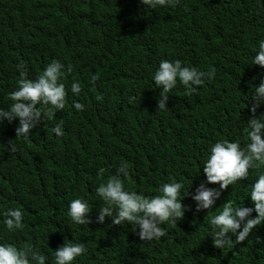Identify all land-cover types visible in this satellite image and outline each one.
Wrapping results in <instances>:
<instances>
[{"label":"trees","instance_id":"obj_1","mask_svg":"<svg viewBox=\"0 0 264 264\" xmlns=\"http://www.w3.org/2000/svg\"><path fill=\"white\" fill-rule=\"evenodd\" d=\"M262 38L264 0H179L154 10L140 0H0V107L11 103L8 93L20 71L35 79L52 59L73 68L64 77L65 107L55 118L45 116L20 138L18 119L0 122V144L17 145L16 152L0 145V211H23L21 229L9 232L0 223V242L31 244L47 256L46 264H54L52 252L65 237L88 249L73 264H264V222L232 249L215 247L208 223L227 199L252 206L246 195L256 169L221 190L211 209L197 211L192 200L205 180L210 145L221 138L247 142L249 94L264 74L250 63ZM164 59L204 70L213 65L216 75L195 93L178 83L168 109L160 110L152 75ZM73 80L81 84L78 96ZM74 99L84 104L82 111L74 109ZM261 112L264 104L256 109ZM56 123L61 137L51 132ZM121 162L129 170L127 189L151 197L173 177L183 182L182 193L187 190L183 217L165 221L159 240H141L138 227L127 222L96 220L103 201L95 188ZM76 197L92 206L87 225H74L67 214Z\"/></svg>","mask_w":264,"mask_h":264},{"label":"clouds","instance_id":"obj_2","mask_svg":"<svg viewBox=\"0 0 264 264\" xmlns=\"http://www.w3.org/2000/svg\"><path fill=\"white\" fill-rule=\"evenodd\" d=\"M259 2L261 3V0ZM140 3L147 9L154 10L175 6L179 0H140ZM257 44L258 50L252 56L250 65H258L264 70V38ZM72 71L71 64L66 66L58 59H52L35 79L27 78V73L20 71L17 86L8 93L11 103L7 107H0V122L5 119L9 122L18 119L15 137H29L30 130L36 127L41 119L44 120L47 116L51 120L55 118L54 113L57 110L64 109L67 95L64 77ZM215 75L216 68L213 65L204 70L182 63L180 59L161 60L152 75L155 86L160 89L157 108L168 109L166 102L169 93L178 83L183 85L187 92L195 93L198 91L197 86L211 80ZM98 79L99 73L93 74L90 82L94 85ZM253 86L249 94L252 98V115L244 129L247 142L242 146L239 139L221 138L210 145L202 165L205 180L197 186L192 195L197 211L211 209L221 196V190L249 178L250 168L257 170L256 178L251 182L246 195L252 206H237L232 199H227L222 209L211 215L208 220L213 244L220 249H232L234 244L248 237L254 226L264 222V112L256 114V109L264 104V74L260 75L259 83ZM70 87L74 95L80 94L81 84L78 80H73ZM72 105L77 111L84 109V104L78 100L74 99ZM51 132L57 137L63 136L62 124H54ZM3 147L5 148L4 145ZM5 149L16 152L17 145L9 140ZM104 172L105 169L101 167L98 176H102ZM128 177V166L121 162L113 174L96 186L95 192L103 201L96 220L103 223L105 217H110L114 225L127 222L134 230L138 227L137 235L141 240H159L165 235L166 229L162 227L165 221L175 223L183 217L181 198L187 194V190L182 193L183 182L170 177L167 182L159 185L158 194L149 197L142 192L125 188L124 180ZM209 184H218V187H210ZM91 207L87 199L76 197L69 201L67 214L74 225H87L90 222L87 214ZM0 217H3L0 223L9 232L23 227L21 208H5L0 211ZM229 234L234 235L235 239ZM87 251L85 242L65 237L64 242L52 252L54 264H73ZM46 261L47 256L31 244L26 243L18 247L12 242H0V264H46Z\"/></svg>","mask_w":264,"mask_h":264}]
</instances>
